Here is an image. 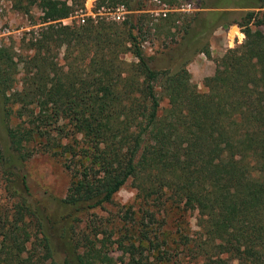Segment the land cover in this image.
<instances>
[{"label":"trees","instance_id":"trees-1","mask_svg":"<svg viewBox=\"0 0 264 264\" xmlns=\"http://www.w3.org/2000/svg\"><path fill=\"white\" fill-rule=\"evenodd\" d=\"M83 2L12 0L24 15L37 9L43 25L26 32L18 49L0 47V264H149L145 253L151 264L164 262L144 222L171 209L195 213V236L178 240L200 264H264V0H238L247 10L236 17L220 11L196 21L199 32L236 25L243 34L215 61L202 93L188 81L190 57H182L189 43L198 46L191 24L170 51L180 63L156 68L139 37L145 14L63 25ZM145 2L95 0V7L138 12ZM126 53L134 61L120 58ZM38 153L70 163L65 195L51 208L33 201L27 185L25 162ZM128 181L143 208L137 220L124 214L139 233L130 242L124 229L116 243L125 259L117 262L106 236L95 240L103 231L71 234L81 214L110 203Z\"/></svg>","mask_w":264,"mask_h":264},{"label":"rangeland","instance_id":"rangeland-1","mask_svg":"<svg viewBox=\"0 0 264 264\" xmlns=\"http://www.w3.org/2000/svg\"><path fill=\"white\" fill-rule=\"evenodd\" d=\"M145 1L144 10L128 12L121 5L97 9L95 0L91 2L84 0L82 12L74 13L60 22L63 25H69L72 22L82 23L85 17H91L92 19L97 17L98 19L103 18L106 21L119 23L127 14H145L148 23L145 22L139 37L142 41L144 54L153 59L152 64L156 68H174L180 63L181 54L177 58L176 54L174 55L170 51L177 52L180 49L184 29L188 24H191V27L197 33L194 41L198 43V46L189 43V46L185 47L182 52V57H190L185 66L189 75V83L195 86L197 92H204L203 80L212 75L215 61L227 49L240 44L243 40V34L236 25L210 27L211 29L208 27L209 29L206 28L199 32L194 24L196 21L209 20L214 12L227 11L233 13L232 17H236L238 13L247 9L238 8L235 4L238 3V0ZM172 13H175V15L171 17L170 25H160V20L165 15ZM40 16L41 13L35 8L30 11L29 15H24L13 9L12 0H0V47L11 45L14 49H18L26 32L43 25L39 23ZM261 30H264V25ZM238 34L241 35V38ZM199 46L208 51V56L199 52L200 50L197 49ZM120 58L126 62L134 61L128 53L121 55ZM165 104L166 102L163 100L161 106L164 107ZM4 123L0 103L1 145L6 143ZM14 123L13 119H9V126ZM67 165H70L67 157L51 156L47 153L35 154L27 160L24 171L31 199L33 201L45 200L48 207L51 208L55 199L63 198L70 182V171H68ZM134 192L130 186V181H128L113 195L110 203L99 209L81 214V222L75 228L76 234H71V237L77 235L80 230L87 232L86 227L94 226L99 231L104 232V235L99 234L96 236V241L106 236L105 250L107 255L117 262L120 259H125V255L118 248L116 241L124 237V229H128L125 237L130 239V242H135V238L138 236L139 230L135 229L132 220L124 218L126 211H130L134 220H137L139 211L143 208L139 206L138 201L135 199ZM2 198L3 193L0 187V203ZM194 217V212L171 209L166 213L162 211L154 212V220L144 222L150 231L151 242L159 245V251L166 253L167 260L157 264H200L199 260L191 258L187 248L181 246L184 237L186 239V237L193 238L195 236L197 229ZM179 233L183 236L180 240H178ZM126 238L123 239L127 241ZM52 241L56 252L60 253L61 249L58 247V242L55 239H52ZM145 255L149 257V264L155 262L149 256V253H145Z\"/></svg>","mask_w":264,"mask_h":264}]
</instances>
